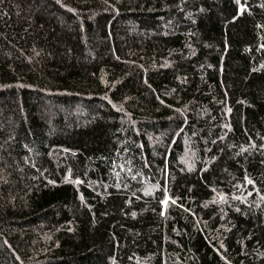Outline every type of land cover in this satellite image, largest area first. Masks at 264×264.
Wrapping results in <instances>:
<instances>
[{
	"label": "trees",
	"instance_id": "obj_1",
	"mask_svg": "<svg viewBox=\"0 0 264 264\" xmlns=\"http://www.w3.org/2000/svg\"><path fill=\"white\" fill-rule=\"evenodd\" d=\"M0 264H264V0H0Z\"/></svg>",
	"mask_w": 264,
	"mask_h": 264
}]
</instances>
